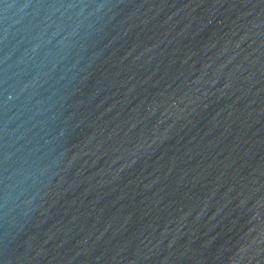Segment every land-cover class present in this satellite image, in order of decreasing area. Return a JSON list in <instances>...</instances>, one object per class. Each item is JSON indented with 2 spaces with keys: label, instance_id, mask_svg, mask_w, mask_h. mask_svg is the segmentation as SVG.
Returning a JSON list of instances; mask_svg holds the SVG:
<instances>
[{
  "label": "water",
  "instance_id": "1",
  "mask_svg": "<svg viewBox=\"0 0 264 264\" xmlns=\"http://www.w3.org/2000/svg\"><path fill=\"white\" fill-rule=\"evenodd\" d=\"M0 264H264V0H0Z\"/></svg>",
  "mask_w": 264,
  "mask_h": 264
}]
</instances>
